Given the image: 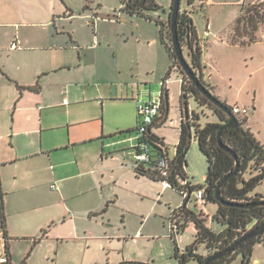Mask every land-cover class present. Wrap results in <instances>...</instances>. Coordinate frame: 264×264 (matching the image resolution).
Masks as SVG:
<instances>
[{
	"label": "rangeland",
	"instance_id": "obj_1",
	"mask_svg": "<svg viewBox=\"0 0 264 264\" xmlns=\"http://www.w3.org/2000/svg\"><path fill=\"white\" fill-rule=\"evenodd\" d=\"M156 2L161 8L145 10V14L152 18L147 20L120 10L119 0H0L3 22H15L12 27L0 28L3 47L10 43L9 38L16 36L26 49L45 48L31 52L6 50L1 53L5 58L10 56L8 64L19 68L26 63L32 65L40 55H45L53 64L63 59L69 62L68 70L50 74L45 79L46 90L54 91L47 94L52 106H58L64 97L71 104L81 96L75 92L68 95L69 84L84 87V96L91 98L85 107L86 112L90 117L98 116L100 119L94 124L99 123L105 134L116 132L118 135L119 130H126L125 127L118 129L119 126L135 127L140 118L137 106H133L131 100H111L110 96L115 93L130 96L132 84L128 83L136 82L147 92L141 99L146 100L151 96L157 98L166 74L165 71L163 77L157 79L150 72L155 62L146 40L151 37L158 39L154 19L164 21L168 18L172 0ZM198 4L195 1L187 9L192 11L191 17L201 39L203 78L212 85L213 94L228 105L246 106L249 109L248 123L255 137L264 144V0H248L242 5L241 12L236 5L211 6L207 9L211 28L206 37H203L205 15L198 10ZM180 6V10L186 7L185 0H181ZM255 6L260 8L257 13L253 14V10L247 13L248 8ZM11 9L15 11L14 19H8ZM100 9L115 14L117 18L111 22H100ZM136 21H139L138 25H135ZM102 35L109 39L111 48H106ZM250 36L254 41H249ZM94 38H99L96 45L102 47L89 50L88 46L94 42ZM78 52L84 59L81 64ZM187 53L188 49L184 45L183 54L189 63ZM179 70L172 69L167 78V115L152 127V132L163 138L172 153L175 152L181 122L180 95L184 74ZM136 83L133 84L134 94L137 93ZM59 106L61 108L57 107L51 112L48 121L55 124L56 128L45 130V135L51 134L52 138L63 137L67 132L63 111L65 106ZM187 108L190 117L192 114L197 115L193 121L200 125L218 120L211 107L198 104L192 95L187 96ZM193 129L194 125L191 124L192 138L185 157V172L193 185H201L205 183L207 163L193 137ZM129 134H134V131ZM110 140L108 138L105 141ZM127 146H130V142L106 146L101 153L98 142L92 144V152L87 157L84 156V150H79L81 147L77 148L76 154L85 165L82 169L96 172L94 177L100 178L103 174L97 192L89 193L86 197H73L67 201V207L60 203L46 206L48 202L40 200L38 209L21 218L12 217V233L38 237L43 233L41 230L49 231L47 237L32 251V240L21 239L23 235L10 240L13 264H21L29 252L26 264H118L122 258L152 264H178L174 257L175 245L169 236L170 214L172 209L183 204L184 197L170 186L163 187L161 181L146 177L137 179L132 170L133 152ZM150 150L152 155L156 153L154 147ZM54 155L71 157L69 152L63 151L54 152ZM55 163V160L51 161V164ZM41 171L45 173L44 169ZM44 175L41 176L45 178L39 182V190L35 191H39L42 198L54 201L63 198L61 188L65 184H68L69 190L76 189V186L79 188L80 181H87L86 178H75L66 183L57 181L58 189L52 190L50 184L54 182L53 177ZM245 177H248L247 172ZM253 192L264 197V181ZM10 198H14V195ZM186 207L195 213L202 210L205 215H209V218L206 216L208 225L213 230L221 229L218 223L210 220L215 212V203L201 204L194 196H190ZM136 231L143 234L139 242L123 239ZM194 235V224L189 221L176 234V246L183 250L192 243ZM3 245L0 234V254H4ZM197 252L207 253L203 245H199ZM256 258L258 262L253 261ZM239 261L237 257L230 264H238ZM186 264L198 262L190 259ZM250 264H264V242L254 245Z\"/></svg>",
	"mask_w": 264,
	"mask_h": 264
},
{
	"label": "crops",
	"instance_id": "obj_2",
	"mask_svg": "<svg viewBox=\"0 0 264 264\" xmlns=\"http://www.w3.org/2000/svg\"><path fill=\"white\" fill-rule=\"evenodd\" d=\"M245 2H248V0H205L203 10L200 9L205 15V25L208 23L209 29L211 28L207 16V9L211 6L236 5L239 8V12H241V7ZM187 7L190 6L186 4V7L183 9H187ZM99 11V14H111L107 10L100 9ZM14 14L15 11L11 9L8 19H14ZM100 20V22H103L104 20L111 22L113 19L100 17ZM122 20L124 19L122 18ZM3 21V15H1L0 12V28L12 27L13 23H15L13 20H11L12 22ZM138 23L139 21H136L135 25H138ZM196 33L198 36L197 30ZM1 39L2 38H0V192L2 194L3 210L6 220L7 246L10 254V263L13 264L12 254L9 247L10 240L19 239V236L23 235L21 239L32 240L30 248V251H32L35 246L40 244L41 241L47 237L49 231L41 230L44 234L42 233L43 235L41 234L38 237H29V235L33 234L12 233L10 232V219L14 216L21 218L28 212L38 209L40 207L38 201L40 200H46L48 202L46 206L49 204L60 203L62 206L67 207V201L69 199L76 196L86 197L89 193L97 192L103 174L100 175V178L94 177L96 172L82 169L85 165L82 164V159L76 154L77 148L81 147L82 149L79 150H84L85 157L89 156L90 152H92L90 149L92 144H97L98 142H100L101 153L106 146H114L124 142H130V146H127L130 148L131 144L134 142L133 137L135 135L136 126H119L118 129H123L125 127L124 129L126 130H119L120 132H118V135L116 132L105 134L103 127H101L99 123L96 125L94 124V121L100 120L98 116L90 117L86 112L85 107L91 98L89 99L84 96L86 92L85 88L80 86L73 87L72 84H69L67 91L68 95H70L71 92H75L80 93L81 96L77 97L75 101L71 102V104H69V100L66 97L59 102V105L65 106L63 111L65 123L67 125V132L63 137L60 135L61 138H52L51 134L45 135V130H53L56 128L55 124L48 122L49 119H51V112L57 107L61 108L59 105L52 106L50 103V97L47 94L54 91L46 90L45 79L50 74L57 73L61 70H68L70 63L63 59L59 60L56 64H53L45 55H40L39 59L36 62L33 61L32 65L31 63H26L21 68H19V66H13V64H8L10 56L7 55L5 58V55H2L1 53L2 51L31 52L34 50H45V48L26 49L22 46L20 39L16 36L9 38L10 43L6 45V47H3ZM98 39L94 38V42L88 46L89 50H96L102 47L101 45H96L97 41H99ZM101 39L106 41V48L112 47L110 46L109 39H107L105 35H102ZM13 41L17 42L18 48L10 49V45ZM146 43H148V51L152 55V58L154 57L155 62V64L151 63L152 67L150 68V72L154 73L155 78L157 79L163 77L165 71L167 72L170 67L171 59L164 44L159 39V33L158 39L151 37L146 40ZM199 44L202 49L200 38ZM72 49L78 50L77 47H72ZM2 60L7 61L2 62ZM78 60L80 64L84 62V59L81 57V52H78ZM118 70L121 72L119 67ZM134 83H128L132 84L130 88V96L128 94L123 96L115 93L110 96V99L118 101L131 100L133 106H137V101L144 100L141 99V97L147 95V92H145L144 88L139 86V83H136L137 93L134 94ZM19 86L21 88H19ZM34 86H37L36 90L31 89V87ZM126 91H129V89H126ZM149 98L153 97L151 96ZM64 100H66V102H64ZM42 103H44V105H42ZM159 121L160 120L158 119L157 122ZM248 121L249 118L247 116L245 127L252 132ZM132 130L134 131V134H129ZM122 132L128 133L122 134ZM115 136H120V138H115ZM108 138H111L112 140L106 142L105 140ZM57 139L61 140L57 141ZM256 139L260 144L264 145L258 138ZM58 151L69 152L71 157H56L54 152ZM169 153L173 154L171 151H169ZM52 160H55L56 163L51 164ZM131 163H133V161ZM42 169L45 171V173H43L45 174L44 176L53 177L54 179V182L50 184L52 190L58 189V185H56L57 181L66 183L75 178H86L87 181H80L78 183L79 188L76 186V189L69 190L67 189L68 184H65L63 188H61L62 199L56 201L53 199L47 200V198H42L39 191H35L39 190V182L45 178L41 177L43 176ZM135 177L138 179L146 176L135 174ZM254 193L258 192H253V194ZM13 195L14 198H10V196ZM207 217L209 218V215H207ZM141 237H143V234H139L138 231H136L128 237L124 236L123 239L126 240L130 238L133 240V243H137ZM3 243L5 244L4 239ZM29 253L23 259L24 264H26L30 255ZM258 260L259 259L256 258L253 261L258 262ZM121 261L133 260H125L122 258Z\"/></svg>",
	"mask_w": 264,
	"mask_h": 264
},
{
	"label": "trees",
	"instance_id": "obj_3",
	"mask_svg": "<svg viewBox=\"0 0 264 264\" xmlns=\"http://www.w3.org/2000/svg\"><path fill=\"white\" fill-rule=\"evenodd\" d=\"M195 1L199 2L198 10H203L205 0H185L186 4L189 6H192ZM119 4L120 10L127 14L137 15L150 20L152 18L145 14L144 11L161 8V5L158 4L156 0H119ZM258 9L260 10L258 6L253 8L250 7L247 9V13L252 12V10L253 14L257 13ZM242 10L241 7V11ZM191 12V9L179 10L176 19L179 42L182 49L184 45L188 49L187 55L189 57V65L195 73H198L201 83L212 92V85L203 78V64L201 60L202 49L193 24ZM154 22L158 27L159 39L164 44L171 59V65L163 78L167 79L172 69L176 68L179 70L180 68L172 50L169 14L166 20L154 19ZM249 41L252 42L254 39L250 36ZM19 88L21 87L19 86ZM31 89L36 90L37 86L31 87ZM182 94L186 95V98L188 95H192L198 104L203 106L208 105L209 108L211 107L210 109L216 114L218 120L200 125L193 121L197 118L196 114H192V120L190 117L187 123L181 120L175 152L174 155L168 159L169 169H172V173L167 177H158L155 170L145 169L143 166L133 171L136 175L146 176L155 181L167 180L169 186L179 191L181 195L183 194L182 190H184V188L189 192L202 188L204 190V202H213L216 204V210L210 216V220L221 226V229L218 231L213 230L208 225L207 215H205L202 210L199 213H195L186 207V202L190 197H184L183 204L172 209L170 214V223L172 226L169 236L175 245L174 257L177 259L178 264H186L190 259L196 260L198 264H203L208 256L229 246L235 239L243 235L251 227L264 221V205L242 206L243 204L264 201V197L260 193H252L255 187L264 181V145L260 144L253 133L245 127L247 116L243 118L237 116V124L235 127H227L222 130L221 141L234 151L239 163L236 173L229 177L220 189L221 197L231 204L217 202L214 195L215 188L220 179L232 171L235 166L234 157L218 145L216 138L219 128L228 121V115L198 91L185 75L181 82V95ZM164 95H167L166 86H162L161 90V115H163L166 110L163 102ZM222 101L231 109V106L228 105L225 100ZM158 119L159 117H157L148 128L147 134L149 143L157 152L168 154L169 148L163 138L152 132V127L155 126ZM191 124L194 125L193 137L197 141L199 150L206 158V177L204 184L193 185L189 183L186 187H181L177 184L176 176L188 178L185 172V157L190 144L187 142V137L190 132ZM246 172L248 173V177H245ZM189 221L194 224V240L183 250H180L176 246L175 236L178 232L183 230L185 224ZM0 232L5 241L4 250L8 258L7 264H11L7 246L6 220L1 192ZM261 242H264V233L241 242L229 255L214 260L210 264H230L237 257L240 258L238 264H250L253 247L255 244ZM199 245H203V249L207 252L206 254L197 252ZM21 264H24V261H22ZM118 264L152 263L121 261Z\"/></svg>",
	"mask_w": 264,
	"mask_h": 264
},
{
	"label": "water",
	"instance_id": "obj_4",
	"mask_svg": "<svg viewBox=\"0 0 264 264\" xmlns=\"http://www.w3.org/2000/svg\"><path fill=\"white\" fill-rule=\"evenodd\" d=\"M143 1V0H142ZM180 2L181 0H172L170 13H169V21H170V34H171V45L172 50L175 55V59L178 62V66L182 70V73L190 80L195 88L200 91L211 103H213L215 106L223 110L228 115V121L225 122L218 130L216 138L218 145L225 151H227L230 155H232L235 159V166L232 171L224 175L220 181L218 182L216 188H215V199L217 202L222 204H231L224 200L220 195V189L222 185L226 182V180L231 177L233 174L236 173L238 168V158L236 157L234 151L230 149L228 146H226L221 141V133L222 130L227 127H235L237 124V117L231 112L230 108L223 103L221 99H219L216 95H214L209 89H207L199 80L198 75L195 73V71L191 68L189 63L187 62L184 54L183 49L180 45L178 33H177V23L176 19L180 10ZM99 17L106 18V19H116L117 16L115 14H105L101 13L99 14ZM163 102L165 105V112L162 115L160 121L164 119L167 115V109H168V103H167V95H164ZM180 107H181V116L182 120L187 123L189 121L190 115L187 108V98L186 95L182 94L180 96ZM191 131L189 132V135L187 137V142L190 143L191 141ZM172 173V169L169 171V174ZM256 205H264L263 202H257V203H250V204H243L242 206H256ZM264 233V221L260 224L254 225L251 227L248 231H246L243 235L235 239L229 246L224 247L223 249L215 252L214 254L208 256L203 264H210L212 261L220 259L221 257L229 255L234 249L243 241L252 238L254 236L260 235Z\"/></svg>",
	"mask_w": 264,
	"mask_h": 264
},
{
	"label": "built area",
	"instance_id": "obj_5",
	"mask_svg": "<svg viewBox=\"0 0 264 264\" xmlns=\"http://www.w3.org/2000/svg\"><path fill=\"white\" fill-rule=\"evenodd\" d=\"M208 31L209 24L207 23L203 31L204 37L207 36ZM16 48H18V44L13 41L10 45V49ZM167 81L168 79H163L161 86H166ZM64 102H66V100H64ZM230 110L236 117L239 116L240 118L246 117L249 112V109L246 106L238 105H232ZM137 111L140 120L135 127V135L133 137L134 142L130 147L134 158L132 169L135 170L136 168L143 166L145 169L155 170L158 177L165 178L169 175L170 171L168 159L171 158L174 153L165 154L164 152L159 153L156 151V153L152 155L150 150L151 145L147 134L150 124L161 115V92H159V96L157 98H148L146 100L137 101ZM176 181L181 187H186L189 183H191L189 178H182L179 176H176ZM161 183L163 184V187L169 186V182L167 180H163ZM182 193L183 197L194 196L197 202L201 204L204 202V190L202 188L193 192H189L186 188H184ZM7 262L8 258L4 250V254H0V264H7Z\"/></svg>",
	"mask_w": 264,
	"mask_h": 264
}]
</instances>
